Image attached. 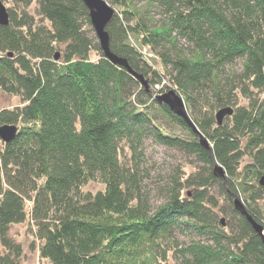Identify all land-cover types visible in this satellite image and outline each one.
I'll list each match as a JSON object with an SVG mask.
<instances>
[{"label":"trees","instance_id":"16d2710c","mask_svg":"<svg viewBox=\"0 0 264 264\" xmlns=\"http://www.w3.org/2000/svg\"><path fill=\"white\" fill-rule=\"evenodd\" d=\"M16 1L0 24V90L19 97L0 108V124L16 125L0 139V264H21L8 232L24 221L41 264H264L233 205L238 195L264 232V0H107L109 48L147 88L103 53L82 0ZM168 88L207 148L154 99ZM147 140L195 163L150 185ZM93 180L102 188L84 189Z\"/></svg>","mask_w":264,"mask_h":264},{"label":"water","instance_id":"95a60500","mask_svg":"<svg viewBox=\"0 0 264 264\" xmlns=\"http://www.w3.org/2000/svg\"><path fill=\"white\" fill-rule=\"evenodd\" d=\"M85 6L88 8V14L90 18L91 25L94 29L95 35L97 36L100 47L103 50V53L113 62L121 64L127 68V70L134 75L140 83L144 85L145 88L148 87L146 79L142 74L136 72L132 69L125 58L120 57L113 53L109 48L108 33L106 31V24L110 20L113 14V7L107 0H82ZM8 22V10L4 3L0 0V24H6ZM9 54L11 52H8ZM57 57V53L55 54ZM154 99L159 103H165L169 109L174 113L180 115L187 124L197 132L199 135V141L204 147H208L207 139L202 135L200 130L197 128L193 120L190 118L187 109L184 104V100L181 95L175 91L173 88H168L160 93L154 95ZM232 112V107L229 105L222 106L215 111L216 122L219 124L222 122L225 115ZM16 131V125L10 123L0 124V139L3 141L10 140ZM214 172L220 176L223 175L224 170L222 166L218 163H214ZM259 182L264 184V176H261ZM233 205L241 213L245 215L247 220L250 222L252 228L261 235L263 245H264V232L262 230V225L255 221L250 214L247 213L243 206V202L238 195L233 197ZM221 224L224 225V217H220Z\"/></svg>","mask_w":264,"mask_h":264},{"label":"rangeland","instance_id":"374dc122","mask_svg":"<svg viewBox=\"0 0 264 264\" xmlns=\"http://www.w3.org/2000/svg\"><path fill=\"white\" fill-rule=\"evenodd\" d=\"M4 5L7 7H14L18 2L16 0H1ZM27 10L31 12L36 20L40 17L37 14L36 6L32 2ZM156 17H158L156 15ZM44 23L48 24L47 20H44ZM148 53V52H147ZM151 54V53H150ZM151 61L154 65L162 66L159 63V60L155 53H152ZM241 61L236 60L235 63L228 65L226 67V72L230 73L233 69H240ZM164 80H162L163 82ZM161 82V84H162ZM161 84H155L156 87ZM19 103V97L13 94H9L0 90V108L1 107H11ZM206 104V103H204ZM218 108L214 110L215 111ZM146 165L149 171V178L146 179L147 183L150 185H155L158 180L171 171L174 164L180 162L184 165L186 170L192 168V164L195 163L196 158L192 154H188L184 151L171 149L159 143H154L153 141L147 140L146 142ZM102 188V184L98 181H90L85 186L84 189L96 190ZM221 201V199H220ZM259 202L264 208V198L260 199ZM222 217H224L222 215ZM8 234L17 242L21 244L22 252L20 256L21 264H41L44 263L39 256L38 252V239L31 233V230L28 226V222H19L14 223L10 226ZM182 235H180L181 239ZM2 249L0 245V250ZM167 264H175L172 256H168Z\"/></svg>","mask_w":264,"mask_h":264},{"label":"bare ground","instance_id":"6f19581e","mask_svg":"<svg viewBox=\"0 0 264 264\" xmlns=\"http://www.w3.org/2000/svg\"><path fill=\"white\" fill-rule=\"evenodd\" d=\"M3 141V140H2ZM222 217V216H221Z\"/></svg>","mask_w":264,"mask_h":264}]
</instances>
